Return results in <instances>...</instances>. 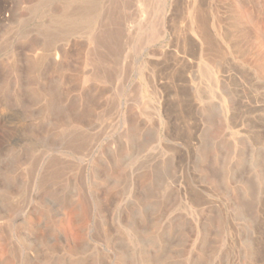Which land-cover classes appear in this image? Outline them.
Listing matches in <instances>:
<instances>
[{
    "label": "rangeland",
    "instance_id": "1",
    "mask_svg": "<svg viewBox=\"0 0 264 264\" xmlns=\"http://www.w3.org/2000/svg\"><path fill=\"white\" fill-rule=\"evenodd\" d=\"M259 258L264 0H0V264Z\"/></svg>",
    "mask_w": 264,
    "mask_h": 264
},
{
    "label": "bare ground",
    "instance_id": "2",
    "mask_svg": "<svg viewBox=\"0 0 264 264\" xmlns=\"http://www.w3.org/2000/svg\"><path fill=\"white\" fill-rule=\"evenodd\" d=\"M60 54H64V51L62 49H60V48H54L52 50V55L53 56L56 55L57 56V59H58V56ZM252 264H264V259H262V258L256 259Z\"/></svg>",
    "mask_w": 264,
    "mask_h": 264
}]
</instances>
